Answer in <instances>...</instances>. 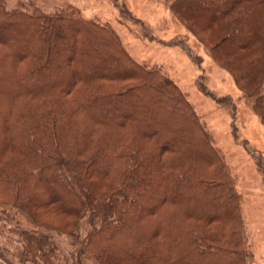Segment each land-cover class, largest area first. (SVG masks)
<instances>
[{
  "label": "trees",
  "instance_id": "obj_1",
  "mask_svg": "<svg viewBox=\"0 0 264 264\" xmlns=\"http://www.w3.org/2000/svg\"><path fill=\"white\" fill-rule=\"evenodd\" d=\"M264 123V0H172ZM0 205L71 233L98 264H251L223 153L162 66L73 6L0 4ZM99 222V224H96ZM23 260L54 264L23 231Z\"/></svg>",
  "mask_w": 264,
  "mask_h": 264
},
{
  "label": "rangeland",
  "instance_id": "obj_2",
  "mask_svg": "<svg viewBox=\"0 0 264 264\" xmlns=\"http://www.w3.org/2000/svg\"><path fill=\"white\" fill-rule=\"evenodd\" d=\"M172 0H0L7 9L52 14L76 7L87 19L109 26L129 54L148 67L162 66L187 96L223 153L241 195V214L251 264H264V123L254 100L171 9ZM96 224H99L97 222ZM92 227L86 215L71 233L34 225L18 209L0 205V264L23 260V231L53 244L54 264H98L83 252Z\"/></svg>",
  "mask_w": 264,
  "mask_h": 264
}]
</instances>
